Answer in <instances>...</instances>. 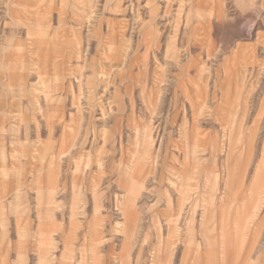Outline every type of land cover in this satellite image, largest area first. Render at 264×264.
Instances as JSON below:
<instances>
[{
    "label": "rangeland",
    "instance_id": "374dc122",
    "mask_svg": "<svg viewBox=\"0 0 264 264\" xmlns=\"http://www.w3.org/2000/svg\"><path fill=\"white\" fill-rule=\"evenodd\" d=\"M0 264H264V0H0Z\"/></svg>",
    "mask_w": 264,
    "mask_h": 264
}]
</instances>
